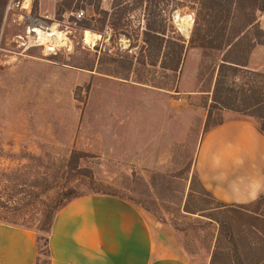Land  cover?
<instances>
[{
    "label": "rangeland",
    "instance_id": "rangeland-1",
    "mask_svg": "<svg viewBox=\"0 0 264 264\" xmlns=\"http://www.w3.org/2000/svg\"><path fill=\"white\" fill-rule=\"evenodd\" d=\"M112 1L0 0V221L20 225L35 238L45 236L47 205L64 188L90 191L88 170L97 186L157 207L154 218L180 233L174 241L186 260L209 264L218 222L225 220L237 232L239 212L258 208L255 214L264 218V197L243 209L219 208L201 190L194 168L201 136L211 127H205L204 103L211 102L221 58L220 50L202 48L193 36L205 32L206 10L201 0H144L136 7L134 0H122L128 6L119 18ZM79 10L84 15L77 19ZM256 14L264 29V12ZM147 22L164 29L165 38L184 40L178 72L140 64L150 59L142 41ZM38 23L57 24L65 43H42L27 30ZM86 30L98 34L93 43L84 42ZM249 58L236 82L264 89V51ZM254 112L251 117L215 108L212 117L237 116L264 126V105ZM73 151L82 156L71 170L65 164ZM147 189L151 197L142 193ZM185 204L203 210L188 213ZM246 235L255 244L250 254L264 256V235ZM39 258L47 260L45 254Z\"/></svg>",
    "mask_w": 264,
    "mask_h": 264
},
{
    "label": "crops",
    "instance_id": "crops-1",
    "mask_svg": "<svg viewBox=\"0 0 264 264\" xmlns=\"http://www.w3.org/2000/svg\"><path fill=\"white\" fill-rule=\"evenodd\" d=\"M260 49L264 44L254 47L249 59ZM194 168L216 202L255 201L264 194V130L248 118L224 119L202 134ZM176 235L140 206L92 193L57 211L48 246L51 264H191L176 245ZM37 256L32 232L0 221V264H36Z\"/></svg>",
    "mask_w": 264,
    "mask_h": 264
},
{
    "label": "trees",
    "instance_id": "trees-1",
    "mask_svg": "<svg viewBox=\"0 0 264 264\" xmlns=\"http://www.w3.org/2000/svg\"><path fill=\"white\" fill-rule=\"evenodd\" d=\"M144 0H134L133 7L142 5ZM200 5L206 10L207 20L205 32L202 36H199L195 31L193 36L200 41V46L204 49L213 51H221V58L217 63V76L214 81V87L212 90L211 102L204 103L207 115L205 121V127H213L222 123V118L212 117V110L227 109L235 112H240L245 115L254 117L257 106L264 105V89L256 86L244 87L236 82L239 78V72H247V60L248 55L256 44H264V29L257 25V12H264V0H201ZM127 4H124L122 0H113L111 8L113 9V15L122 17L124 10L127 8ZM104 14H107L106 11ZM112 15V16H113ZM112 19V18H111ZM112 27H117L118 24L111 22ZM164 29L157 30L147 22L145 29L142 32V41L144 44V50H146V57H150L149 61L145 59L140 62L143 67L146 64L151 66H159L162 71L178 72L180 64L182 62V56L185 49L184 40L177 37L175 40L165 38ZM193 36L191 41L193 42ZM165 38V39H164ZM128 69L132 67V61H127ZM244 68V69H243ZM229 72H227V70ZM249 73H251L249 71ZM228 77H231V84H229ZM140 81H142L140 79ZM156 87H163L162 83L153 84ZM237 87V91L234 92L233 96L227 97L225 93L227 91H234V87ZM233 87V88H232ZM239 99L240 103L235 104L232 100ZM259 127L264 130V126L259 124ZM82 156L80 152H71L69 159L66 161L67 166L71 170L76 169V163ZM84 156V155H83ZM61 167H64L62 165ZM190 163L187 165L189 170ZM87 171V177L90 178V191L83 193H76L72 188H64L56 192L55 201L47 205V210L43 214L41 230H43L45 236H36L37 245V261L36 264H51L50 250L48 246V234L51 230L53 219L57 211L63 207L66 203L71 200L92 194L100 193L107 194L113 197H117L123 200L130 201L133 204L140 206L142 209L148 211L152 215L158 211L155 206H147L142 204L141 201L135 200L134 198L127 197L119 192V190L104 188L103 186H97L93 175L90 171ZM60 174V169L55 171V176L52 175L53 179H56ZM194 176L191 178L194 180ZM96 184V186H95ZM51 185V184H50ZM44 188L48 190L50 187ZM201 186V185H200ZM152 188L155 186L152 184ZM201 190L208 194L212 200L213 197L201 186ZM148 197L152 196L150 190L142 192ZM264 197L262 194L256 201L261 200ZM215 201V200H214ZM216 202V201H215ZM218 207H230L233 209L245 208L246 204L229 206L227 204L217 202ZM142 204V205H141ZM237 207V208H236ZM185 212L196 213L203 209L191 210L188 209L186 204L183 206ZM258 209V208H257ZM256 209V210H257ZM205 210V208H204ZM255 210V211H256ZM236 211V210H235ZM239 212V225L240 229L237 232L230 231V225L222 220L218 222V233L214 239V247L210 250V263L209 264H262L264 256L254 257L248 250L250 247H254V243L248 240L246 234H253L256 238H260L264 235V218L260 217L259 214ZM206 216V215H203ZM209 221L215 220L210 216H206ZM40 240H43V247L40 245ZM45 254L47 260L41 262L39 255Z\"/></svg>",
    "mask_w": 264,
    "mask_h": 264
},
{
    "label": "bare ground",
    "instance_id": "bare-ground-1",
    "mask_svg": "<svg viewBox=\"0 0 264 264\" xmlns=\"http://www.w3.org/2000/svg\"><path fill=\"white\" fill-rule=\"evenodd\" d=\"M26 6V5H25ZM31 33L33 32L34 36H36L42 43H46L50 46H58L65 43L64 32L58 30L57 24L52 23L51 25H45L38 23L37 26L29 30ZM98 38V34H93L90 31L86 30L83 35V40L85 43H93L95 39ZM50 49H53L50 47Z\"/></svg>",
    "mask_w": 264,
    "mask_h": 264
},
{
    "label": "built area",
    "instance_id": "built-area-1",
    "mask_svg": "<svg viewBox=\"0 0 264 264\" xmlns=\"http://www.w3.org/2000/svg\"><path fill=\"white\" fill-rule=\"evenodd\" d=\"M16 5H19V2L16 3ZM84 15L83 10H79L78 12H76V18H82ZM34 26H37V24H35ZM34 26L32 27H28L27 30L29 31L30 29L34 28ZM30 32V31H29Z\"/></svg>",
    "mask_w": 264,
    "mask_h": 264
}]
</instances>
